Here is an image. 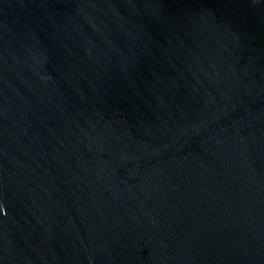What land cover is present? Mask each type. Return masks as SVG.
Listing matches in <instances>:
<instances>
[{
  "label": "water",
  "instance_id": "water-1",
  "mask_svg": "<svg viewBox=\"0 0 264 264\" xmlns=\"http://www.w3.org/2000/svg\"><path fill=\"white\" fill-rule=\"evenodd\" d=\"M0 264H264V0H0Z\"/></svg>",
  "mask_w": 264,
  "mask_h": 264
}]
</instances>
